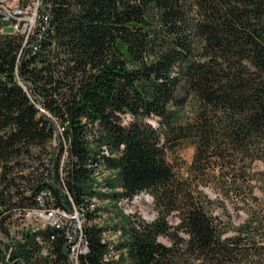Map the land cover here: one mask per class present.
<instances>
[{"label":"trees","instance_id":"obj_1","mask_svg":"<svg viewBox=\"0 0 264 264\" xmlns=\"http://www.w3.org/2000/svg\"><path fill=\"white\" fill-rule=\"evenodd\" d=\"M48 2L0 29V264H264V0Z\"/></svg>","mask_w":264,"mask_h":264},{"label":"built area","instance_id":"obj_2","mask_svg":"<svg viewBox=\"0 0 264 264\" xmlns=\"http://www.w3.org/2000/svg\"><path fill=\"white\" fill-rule=\"evenodd\" d=\"M49 0H0V28L9 30L10 33L17 32L26 34V38L31 32L36 30L40 19L46 16V7ZM41 202L43 197L41 196ZM41 209H33L28 214H41ZM65 215V210H53L47 216V223L49 221L67 222L70 239L73 240L72 245V260H77L78 254L81 250H85V245L80 250L76 251V245L82 240V233L78 234L76 223H70L63 220L59 216ZM84 240V239H83Z\"/></svg>","mask_w":264,"mask_h":264},{"label":"rangeland","instance_id":"obj_3","mask_svg":"<svg viewBox=\"0 0 264 264\" xmlns=\"http://www.w3.org/2000/svg\"><path fill=\"white\" fill-rule=\"evenodd\" d=\"M61 131V128L58 129V132ZM56 143L57 140H54ZM194 153V147L191 144L184 143L183 146L178 147L174 151L170 152L169 157L173 161H180V162H186L187 164L192 161V156ZM186 166V165H185ZM185 168L183 167L181 172H185ZM211 195H214L212 191L208 190ZM127 209L128 213L135 214L137 216H140L141 218L145 220H152L155 218L157 212L155 209V206H153V198L152 195L148 191H142L140 192L137 196H135L132 200H128L126 203L122 204V209L125 210ZM41 214H29L32 217H30L29 222H31L33 225L34 224H45L47 222V216L49 215L50 212H52L54 209L55 210H60L61 212L64 211L63 209H58L56 207H53L51 205H48V207L43 206L40 208ZM105 217L107 220L108 212H105ZM59 216V215H58ZM63 220H66L70 223H76V224H81L83 225V216H82V210L75 209L74 211H69L65 210V215L64 216H59ZM105 220V221H106ZM176 221V219H173ZM50 222V221H49ZM48 222V223H49ZM86 242L82 239L80 242L76 245V251L80 250V248H83Z\"/></svg>","mask_w":264,"mask_h":264},{"label":"bare ground","instance_id":"obj_4","mask_svg":"<svg viewBox=\"0 0 264 264\" xmlns=\"http://www.w3.org/2000/svg\"><path fill=\"white\" fill-rule=\"evenodd\" d=\"M2 31H4V32H9V30H7V29H4V28H0ZM127 202V199H123L122 201H120V204L122 205V204H124V203H126ZM125 210L127 211V209L125 208ZM50 223H52V224H57V225H59L60 226V224H64L63 222H56V221H50Z\"/></svg>","mask_w":264,"mask_h":264},{"label":"water","instance_id":"obj_5","mask_svg":"<svg viewBox=\"0 0 264 264\" xmlns=\"http://www.w3.org/2000/svg\"><path fill=\"white\" fill-rule=\"evenodd\" d=\"M211 191V190H210Z\"/></svg>","mask_w":264,"mask_h":264}]
</instances>
